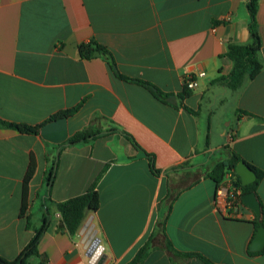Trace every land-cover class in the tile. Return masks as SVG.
Here are the masks:
<instances>
[{
    "label": "crops",
    "instance_id": "0c3cea01",
    "mask_svg": "<svg viewBox=\"0 0 264 264\" xmlns=\"http://www.w3.org/2000/svg\"><path fill=\"white\" fill-rule=\"evenodd\" d=\"M248 20L244 0H0V120L34 127L76 109L38 134L0 126V257L15 260L40 227L46 176L58 155L50 223L33 262L127 264L148 245L141 264H204L167 251L168 240L212 264H264V249L249 251L254 223H264V0L256 12L262 71L236 91L215 82L233 68L227 46L251 42ZM91 41L112 54L121 76L168 98L119 78L99 53L81 57L79 46ZM200 72L181 100L183 77ZM217 102L226 110L215 133ZM84 129L102 134L66 145ZM231 153L262 173L251 191L259 220L245 206L238 218L215 210L217 185L208 175ZM96 180L99 208L85 218L93 216L99 241L93 262L79 235L85 220L70 235L53 205Z\"/></svg>",
    "mask_w": 264,
    "mask_h": 264
},
{
    "label": "trees",
    "instance_id": "16d2710c",
    "mask_svg": "<svg viewBox=\"0 0 264 264\" xmlns=\"http://www.w3.org/2000/svg\"><path fill=\"white\" fill-rule=\"evenodd\" d=\"M244 1L246 4L248 17H249L248 29L251 37V42L247 45H237L230 43L227 46V51L224 57L232 61L233 68L227 76H219L215 80L216 83H219L224 88H227L232 91H236L241 87H243V85L246 82L254 79L257 75H259L263 69V62L260 55L261 42L257 31V23H256L258 0H244ZM79 52L81 57L86 59H90L91 57H93L95 52L99 53V55L105 58L111 71L119 78L141 85L142 87L149 90L157 99L165 100L168 98L169 96L168 94L163 93L157 87H155L154 85L148 82L137 79H128L126 77L121 76L117 71L116 64L112 54L107 49L98 45L97 43L91 41L88 44H81L79 46ZM188 96H190V91L185 86H183V92L179 95V98L181 100H184ZM75 110L76 109L59 112L51 116L44 123L34 127L28 125L7 123L1 120H0V126L17 130L18 132L23 134H38L40 128L46 123L61 118H66L70 116L73 112H75ZM186 110L190 111L188 108H186ZM112 131L114 130L111 129V132ZM101 134L102 133L98 131H91L90 129H84L73 135L68 140L66 145L74 146L79 144H86L96 139ZM126 136L133 142L134 146L137 149H140L139 146L131 139L129 135ZM148 157L150 158L151 161V171L154 174H157V171L154 169V166L152 164V157L151 156ZM57 160H58V155L55 157L52 166L46 176L47 193L44 197L45 210L42 216L40 227L34 231V235L32 239L24 247V249L21 251V253L18 255V257L15 260L7 261L0 257V264H43L41 262L35 263L33 261L38 258V250H37L38 244L41 241V238L43 237L50 223L51 215L49 213V205L51 204V200L49 195L56 176ZM239 161H240V157H238L234 153H231L227 159L217 163L208 176L213 181H215L216 185H218L223 180L226 172H232L234 176V185L241 189L242 195L249 193L253 191L254 188L258 185L262 177V173L257 172L256 181L253 184L243 187L241 185L239 177L234 172L235 167ZM32 174H33V167L31 165L24 178V183H23V205H22L23 212L26 209L27 186H28V182L32 177ZM97 180L91 185L88 191L83 195L53 205L56 211L60 215L62 226L70 235H75L78 232L79 228L81 227L83 221L86 218L87 213L89 212L95 213L99 208L100 199H99V194L96 190ZM254 225L257 228L260 226L264 227V223L262 221L255 222ZM164 247L167 251L172 252L175 255L177 254L185 258L196 257L204 264H212L210 261H208L201 255L177 252L172 247L171 243L168 240L165 242ZM148 249H149L148 245L143 246L137 252L135 257L127 264H141L148 254Z\"/></svg>",
    "mask_w": 264,
    "mask_h": 264
},
{
    "label": "water",
    "instance_id": "95a60500",
    "mask_svg": "<svg viewBox=\"0 0 264 264\" xmlns=\"http://www.w3.org/2000/svg\"><path fill=\"white\" fill-rule=\"evenodd\" d=\"M98 56V53L94 54ZM235 174L239 177L241 185L246 187L253 184L256 181V174L254 170L243 160H240L235 167ZM242 204L250 209L259 220L261 216L260 203L254 192H249L241 196ZM93 216H89L82 227L79 230V235L83 237L84 245L87 247L88 254L90 255L94 249L98 247V239L96 238V231L94 229ZM264 249V227L260 226L257 228L255 237L253 238L251 245L249 247L250 252H259ZM100 249H97L92 255V261L95 262L99 256ZM102 258L99 259L97 264H100Z\"/></svg>",
    "mask_w": 264,
    "mask_h": 264
},
{
    "label": "built area",
    "instance_id": "2783aa9c",
    "mask_svg": "<svg viewBox=\"0 0 264 264\" xmlns=\"http://www.w3.org/2000/svg\"><path fill=\"white\" fill-rule=\"evenodd\" d=\"M205 73L188 74L183 77V86L193 90L198 85V79ZM241 189L234 185V176L228 172L223 180L216 186L214 195V207L217 213L227 218H238V208L244 206L241 202Z\"/></svg>",
    "mask_w": 264,
    "mask_h": 264
},
{
    "label": "rangeland",
    "instance_id": "374dc122",
    "mask_svg": "<svg viewBox=\"0 0 264 264\" xmlns=\"http://www.w3.org/2000/svg\"><path fill=\"white\" fill-rule=\"evenodd\" d=\"M221 105L219 102L215 104L216 107L212 108V117L214 120V132L216 133V126L222 127L224 124L222 123V115L224 114L226 107L225 103ZM224 116V115H223ZM222 117V118H221Z\"/></svg>",
    "mask_w": 264,
    "mask_h": 264
}]
</instances>
